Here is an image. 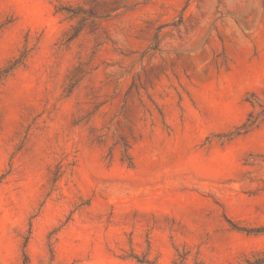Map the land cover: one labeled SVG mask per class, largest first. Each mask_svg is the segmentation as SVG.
<instances>
[{
	"label": "rangeland",
	"instance_id": "obj_1",
	"mask_svg": "<svg viewBox=\"0 0 264 264\" xmlns=\"http://www.w3.org/2000/svg\"><path fill=\"white\" fill-rule=\"evenodd\" d=\"M22 53L0 84V264L264 252V118L239 135L264 106V0H0V69Z\"/></svg>",
	"mask_w": 264,
	"mask_h": 264
},
{
	"label": "trees",
	"instance_id": "obj_2",
	"mask_svg": "<svg viewBox=\"0 0 264 264\" xmlns=\"http://www.w3.org/2000/svg\"><path fill=\"white\" fill-rule=\"evenodd\" d=\"M155 50V49H153ZM28 59L27 53H22L19 58L15 59L14 61L8 63L5 67L0 69V84L8 79L10 76L14 74V72L21 68L25 67ZM259 107L262 109L260 113L255 114L252 112L247 121L242 125L241 133H248L250 130L256 128L259 125V121L261 118H264V106L259 105ZM117 145H119L122 148V161L127 163L129 168L133 167V159L130 154L131 145L124 139L120 138L117 141ZM181 263L184 264L186 258L185 256H180ZM244 264H264V252L258 253L253 256L252 259H247Z\"/></svg>",
	"mask_w": 264,
	"mask_h": 264
}]
</instances>
